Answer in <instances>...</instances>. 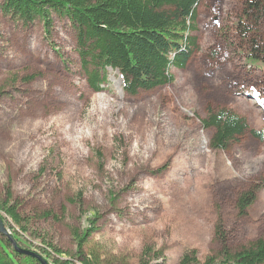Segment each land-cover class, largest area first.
Instances as JSON below:
<instances>
[{
	"label": "rangeland",
	"instance_id": "obj_1",
	"mask_svg": "<svg viewBox=\"0 0 264 264\" xmlns=\"http://www.w3.org/2000/svg\"><path fill=\"white\" fill-rule=\"evenodd\" d=\"M1 4L0 217L19 246L49 264L78 262L75 232L96 227L83 250L103 264H139L144 247L163 253L149 264H179L192 250L203 264L222 240L238 250L264 239V66L247 61H264V0H200L186 67L137 94L111 68L101 91L88 86L68 20L54 15L48 41L41 23L24 26ZM208 108L238 114L262 138L211 149L199 120ZM251 188L241 215L237 198Z\"/></svg>",
	"mask_w": 264,
	"mask_h": 264
},
{
	"label": "trees",
	"instance_id": "obj_2",
	"mask_svg": "<svg viewBox=\"0 0 264 264\" xmlns=\"http://www.w3.org/2000/svg\"><path fill=\"white\" fill-rule=\"evenodd\" d=\"M200 0H2L1 9L11 19L24 26L39 22L50 41L54 15L68 20L76 32V52L88 86L95 92L107 82L108 68L117 70L123 89L129 94L149 90L174 81L171 68L186 67L194 49L197 6ZM247 61L264 66V61L252 53ZM0 90V96L2 95ZM202 126L212 129L209 147L225 150L238 137L249 132L262 138L263 133L249 127L245 118L224 109L208 108ZM101 157V152H98ZM257 189L239 194L237 210L244 215L254 201ZM7 203H5V206ZM16 224L22 217L15 206L3 207ZM50 212L42 214L43 218ZM77 236V253L73 259H54V264H103L99 255H86L83 247L92 231ZM218 232V230H216ZM220 234V232H218ZM18 242L16 237L12 234ZM221 239V238H220ZM19 243V242H18ZM56 253L60 254L59 250ZM161 250L144 247L139 264H149L162 257ZM23 260V261H22ZM40 264L36 259L17 253L10 240L0 235V264ZM107 264H113L108 261ZM127 264V263H122ZM179 264H201L194 250L185 252ZM203 264H264V239H256L238 250H232L224 240L217 254Z\"/></svg>",
	"mask_w": 264,
	"mask_h": 264
},
{
	"label": "water",
	"instance_id": "obj_3",
	"mask_svg": "<svg viewBox=\"0 0 264 264\" xmlns=\"http://www.w3.org/2000/svg\"><path fill=\"white\" fill-rule=\"evenodd\" d=\"M0 235H4L10 240L14 250L17 253L25 256H30L36 259L40 264H49L48 261L37 252L19 246L16 240L13 238V236L8 232L5 223L1 217H0Z\"/></svg>",
	"mask_w": 264,
	"mask_h": 264
}]
</instances>
